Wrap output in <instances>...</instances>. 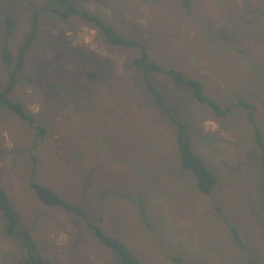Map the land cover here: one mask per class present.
<instances>
[{
  "label": "rangeland",
  "instance_id": "obj_1",
  "mask_svg": "<svg viewBox=\"0 0 264 264\" xmlns=\"http://www.w3.org/2000/svg\"><path fill=\"white\" fill-rule=\"evenodd\" d=\"M55 1L0 0V90L8 81L3 45L16 58L41 11L9 94L33 122L0 107V185L35 253L47 264H120L91 221L138 264H264V178L248 110L234 106L219 117L170 76L149 73L163 108L187 125L194 153L216 177L202 193L181 166L177 125L132 65L140 49L109 44L79 15L62 20L43 11ZM72 1L139 40L154 62L200 80L222 107L252 103L264 141V0H191L190 8L183 0ZM5 16L14 20L9 34ZM85 28L96 29L95 49L83 42ZM206 119L219 124L216 131H205ZM32 180L86 218L43 203ZM3 223L0 213V264H18L24 250Z\"/></svg>",
  "mask_w": 264,
  "mask_h": 264
},
{
  "label": "trees",
  "instance_id": "obj_2",
  "mask_svg": "<svg viewBox=\"0 0 264 264\" xmlns=\"http://www.w3.org/2000/svg\"><path fill=\"white\" fill-rule=\"evenodd\" d=\"M55 4L56 5L48 9H44L43 11L49 10L62 20H66L73 15H79L82 17L85 23L93 25L98 31H100L109 44L126 48L136 46L140 49V54L132 60V65L135 69H138L142 72L144 82L147 84L150 92L154 96L156 106L160 109V111H162L163 114H165L169 121L177 125L178 132L176 139L178 143L181 166L184 169H188L194 173L197 186L202 193L209 194L214 189L217 184L216 177L208 169L203 160L194 153L191 143L187 137V125L183 121L177 119L175 116L167 114L168 111L163 108V97L157 90H155L151 80L149 79L148 75L150 72H162L170 76L178 86L190 89L191 95L197 103L206 105L213 111L215 115L219 117L228 115L234 106L248 110V120L253 126L252 129L254 143L261 156L262 176L264 178V141L259 128L253 120L255 106L252 103H249L243 99H237L232 106L222 107L214 99L204 93L200 80L188 77L181 71L165 68L151 60L146 52V47L139 40L135 38L124 37L112 25L103 21V19L98 15L78 8L72 0H56ZM183 4L184 7L190 8L191 0H183ZM40 12L41 11L38 10L33 14L31 18L30 31L24 44L19 48L16 58H13L5 44L1 50L2 59L8 66V81L7 84H5L4 89L0 90V106H5L11 109L19 117L29 122H33L31 115L25 111L21 103L11 100L9 98V94L14 86L18 83V75L24 65L26 50L34 42L38 33ZM4 21L7 33L9 34L13 30L14 20L10 16H5ZM37 130L39 135L43 134V128L38 126ZM30 186L33 188L37 198L43 203L54 207L64 208L80 217L86 218L84 212L79 207L71 204L51 188L41 185L34 180L30 182ZM0 213L4 219L2 228L4 234L15 238V240L19 242L24 250L25 257L19 260L18 264H47V261L44 258L35 253V242L31 238L28 230L20 227L19 214L10 203L8 196L1 185ZM87 225L93 231L99 242L117 255L120 264H138L136 258L120 239L106 235L99 225L94 224L91 221H87ZM175 261L180 262L178 259H175Z\"/></svg>",
  "mask_w": 264,
  "mask_h": 264
},
{
  "label": "clouds",
  "instance_id": "obj_3",
  "mask_svg": "<svg viewBox=\"0 0 264 264\" xmlns=\"http://www.w3.org/2000/svg\"><path fill=\"white\" fill-rule=\"evenodd\" d=\"M68 34L71 35V33H68ZM95 36H96V29L95 28H91V29L85 28L84 32L82 33L83 42L90 45L93 49H95V47H96V44L94 42ZM74 43H75V41H74ZM31 108L34 112H38L40 110L38 104L32 105ZM203 126H204V129L206 132H209V131L214 132L219 127V124L215 120L206 119L203 122ZM4 136H5V139L7 140L8 133L5 132ZM12 146H13L12 143L9 141L8 147L11 148ZM63 238L64 237L62 236L61 239H63Z\"/></svg>",
  "mask_w": 264,
  "mask_h": 264
},
{
  "label": "crops",
  "instance_id": "obj_4",
  "mask_svg": "<svg viewBox=\"0 0 264 264\" xmlns=\"http://www.w3.org/2000/svg\"><path fill=\"white\" fill-rule=\"evenodd\" d=\"M0 107H2V106H0Z\"/></svg>",
  "mask_w": 264,
  "mask_h": 264
}]
</instances>
